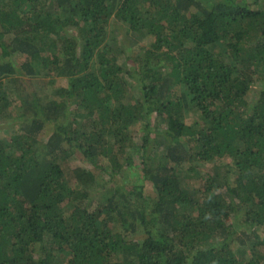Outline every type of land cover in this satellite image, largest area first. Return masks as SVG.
<instances>
[{"label": "trees", "instance_id": "16d2710c", "mask_svg": "<svg viewBox=\"0 0 264 264\" xmlns=\"http://www.w3.org/2000/svg\"><path fill=\"white\" fill-rule=\"evenodd\" d=\"M15 105L0 264H264V0H0Z\"/></svg>", "mask_w": 264, "mask_h": 264}, {"label": "rangeland", "instance_id": "374dc122", "mask_svg": "<svg viewBox=\"0 0 264 264\" xmlns=\"http://www.w3.org/2000/svg\"><path fill=\"white\" fill-rule=\"evenodd\" d=\"M60 32L65 33V34H69L71 36L72 35H81L82 29L79 26H65L62 29V31H60ZM126 32H129L128 24L118 21L115 17H111V20L109 23V37L115 36L116 38H120L121 40H123L126 43L128 41V36H126ZM153 39L154 38L151 35L144 37L140 41L138 48L137 47L136 48L141 49L142 45H144V46L150 45V43L153 41ZM125 53L128 54L129 52L126 51ZM119 56H120V61H122L124 63L126 60L125 55H119ZM24 58H25V55L23 53L14 54V59L18 60L19 62H21ZM36 67L38 68L37 76H39L41 78H45L47 80L53 79L52 83L55 85L67 83V79L64 77H61V76L51 77L50 75H48L47 74V65L45 62L37 63ZM132 83L135 85V87H137V84H135L136 82L134 80H132ZM137 92L138 91H136V93ZM248 96H249L250 100H253L255 98L254 91L249 92ZM20 113H21L20 106L15 105L13 107V109L11 110V112L8 113L7 116L3 117V119H1V121H0V136L5 134V133L9 134L10 132H12L11 125L14 124V126H15V124L17 123V121L19 119V116L21 115ZM190 114L191 115H189V116L193 118V114L192 113H190ZM192 118H190V119H192ZM79 157H80V160L84 164H86V165H88L94 169V171L96 172V174L98 176V179L100 180L99 183L95 185L94 193L99 194L100 188H101V183L107 182V181L109 182V180H110L109 183H113V180L109 179V174L107 173V169H106L105 165L102 164V166H101V165L93 164L92 161L88 160L87 158H85L81 154ZM228 161H229V159H225V161H223V162L225 164ZM223 162L221 163V165L223 164ZM204 165H206V164H204ZM204 165H200L202 170L205 169ZM101 169H103V170H101Z\"/></svg>", "mask_w": 264, "mask_h": 264}]
</instances>
